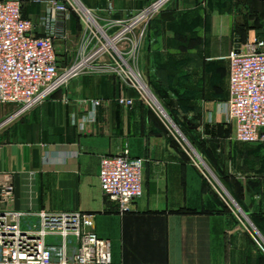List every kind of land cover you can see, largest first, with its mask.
<instances>
[{
    "label": "crops",
    "instance_id": "1",
    "mask_svg": "<svg viewBox=\"0 0 264 264\" xmlns=\"http://www.w3.org/2000/svg\"><path fill=\"white\" fill-rule=\"evenodd\" d=\"M63 1L21 0L22 13L35 35L55 37L71 60L80 41L72 48L62 34L77 33L76 14L61 20L49 4ZM76 1L98 18L124 19L153 0ZM236 35L240 45L264 38V0H173L149 22L137 71L152 100L176 119L172 125L184 128L187 142L185 135L193 134L187 127L202 134L205 145L192 150L225 179L241 218L193 164L167 121L111 72L74 82L68 104L59 91L22 115L15 105L0 106V189L12 185L10 208L92 214V230L108 242L111 264H264V144L236 142L228 120ZM121 97L133 104L120 105ZM94 99L106 103L81 132L78 124L90 108L80 103ZM125 150L145 161L143 195L131 212L120 214L103 195L98 173L102 156Z\"/></svg>",
    "mask_w": 264,
    "mask_h": 264
},
{
    "label": "built area",
    "instance_id": "2",
    "mask_svg": "<svg viewBox=\"0 0 264 264\" xmlns=\"http://www.w3.org/2000/svg\"><path fill=\"white\" fill-rule=\"evenodd\" d=\"M173 0H153L124 19H101L78 1L49 2L61 20L74 13L85 32L73 58L55 37L35 35L33 22L23 16L21 0H0V106H17V115L30 112L64 90L76 78L111 72L124 89L134 90L152 108L149 90L137 71L140 49L149 22ZM146 87V88H145ZM120 105L133 100L118 98ZM106 100L80 104L90 111L78 124L94 122L96 110ZM155 104V103H154ZM228 120L234 125V140L264 144V38L233 47L229 55ZM193 164L208 177L190 152L168 127ZM199 158V157H198ZM200 159V158H199ZM145 161L128 151L100 158L98 178L103 195L118 206L120 214L133 210L143 195ZM13 187L0 189V264H111L108 242L92 230L94 216L83 212H16L10 208ZM35 216L37 222L26 221Z\"/></svg>",
    "mask_w": 264,
    "mask_h": 264
},
{
    "label": "rangeland",
    "instance_id": "3",
    "mask_svg": "<svg viewBox=\"0 0 264 264\" xmlns=\"http://www.w3.org/2000/svg\"><path fill=\"white\" fill-rule=\"evenodd\" d=\"M70 1H74V0H70ZM74 21L77 24H79V26H80L79 27V30L77 31L76 34L73 33L71 35H66V34L63 35L62 34V33H64L63 31L60 33V34H62L63 37L65 36V39H66V41L68 43L67 46H71L72 48H76V45L78 44V42L79 41L81 42V40H80L81 33H82V36H83V34L85 32L84 25L82 23V20L79 18V16L76 15ZM80 42H79V45L78 46H80ZM100 75H102V74H99V75L94 74L93 76L95 78H99ZM84 77H87V76H82V77L76 78V79L72 80L70 82V84L68 85L67 90L69 92L70 101L73 100L71 98L72 97L71 96V91H72V85H73V83L76 82L77 80H80V79L84 78ZM141 79H142L143 83L147 86V84L145 83L144 79L143 78H141ZM147 88H148V86H147ZM148 90H149V88H148ZM60 92L63 93L64 90L63 91L60 90ZM88 93L89 94L91 93L90 90H88ZM149 95H150V97H152L154 99V96L152 95V93L150 92V90H149V93L147 95L148 98H150ZM152 108L162 117V119H165L167 121V123L169 124V126L173 129L172 131L175 133V135L177 136L178 140L181 141V143L183 144V146L190 152V154L194 157L195 161L200 165L201 169L204 171V173L206 174V176L209 178L210 183L212 185V188L215 190L216 194L219 196V198L222 200V202H224V204L226 206H228L230 209H232L233 212L235 214H237V216L240 217L239 212H238V210H237V208L235 206V203H234V202H237V201L235 199H232V198L229 197L228 185H227V182L225 181V179H220L218 176H216V172L214 170H212L204 162V160L202 158H200V156H198V154H196L193 151L194 150L193 148L200 150V146H204L205 145L204 139H202V137H201L202 134L201 133H196V130L193 127H191V126L187 127L188 129H190L191 131H193V134L191 136L185 135L187 137L188 141H189V142H187L184 139V137L182 136V133H181V132L184 133V128L182 126L175 127V126L172 125V122H174L177 125H178V123H177L176 119H174L172 116H170V114L169 115L166 114V112H165L164 107L162 106V104H160L158 101L157 102H154L153 101ZM250 151L251 150L247 151V153H252ZM252 159L254 160V157ZM230 176L231 177H235L236 174L235 173L234 174H230ZM241 222L245 224L244 221L241 220ZM254 237L256 238L255 235H254Z\"/></svg>",
    "mask_w": 264,
    "mask_h": 264
},
{
    "label": "water",
    "instance_id": "4",
    "mask_svg": "<svg viewBox=\"0 0 264 264\" xmlns=\"http://www.w3.org/2000/svg\"><path fill=\"white\" fill-rule=\"evenodd\" d=\"M239 46H240V38H239V36L238 35H236L235 36V48L237 49V48H239Z\"/></svg>",
    "mask_w": 264,
    "mask_h": 264
},
{
    "label": "bare ground",
    "instance_id": "5",
    "mask_svg": "<svg viewBox=\"0 0 264 264\" xmlns=\"http://www.w3.org/2000/svg\"><path fill=\"white\" fill-rule=\"evenodd\" d=\"M146 88V87H145ZM152 100V99H151ZM153 101V100H152Z\"/></svg>",
    "mask_w": 264,
    "mask_h": 264
}]
</instances>
